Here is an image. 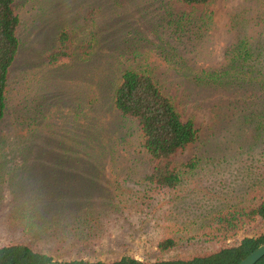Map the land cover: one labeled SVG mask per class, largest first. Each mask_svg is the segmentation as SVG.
<instances>
[{
	"label": "rangeland",
	"instance_id": "1",
	"mask_svg": "<svg viewBox=\"0 0 264 264\" xmlns=\"http://www.w3.org/2000/svg\"><path fill=\"white\" fill-rule=\"evenodd\" d=\"M14 7L19 48L0 122V246L21 243L61 264L154 261L264 230L254 220L224 241L201 233L211 215L264 182V124L254 140L247 120L264 109L257 79L264 0H15ZM60 29L71 53L50 64ZM237 45L250 55L233 58ZM240 63L250 72L236 74ZM125 69L146 70L196 129L174 156L191 166L173 188L143 181L136 126L112 106ZM164 237L175 244L161 251Z\"/></svg>",
	"mask_w": 264,
	"mask_h": 264
},
{
	"label": "trees",
	"instance_id": "2",
	"mask_svg": "<svg viewBox=\"0 0 264 264\" xmlns=\"http://www.w3.org/2000/svg\"><path fill=\"white\" fill-rule=\"evenodd\" d=\"M187 5H202L209 0H181ZM15 0H0V122L7 103V84L10 68L19 48L17 27L19 17L15 11ZM69 33L60 29L56 44L46 60L55 64L70 56ZM82 55L88 54L90 41H86ZM233 58H246L250 55L242 45L235 47ZM245 64L237 67L236 74L246 69ZM257 72L259 82H264V73ZM211 74V73H209ZM112 106L122 116L132 120L136 126L138 144L146 156V169L143 181L148 187L169 189L175 187L188 163L177 162L176 152L196 139V129L191 120H182L169 96L162 92L158 83L146 70L125 69L121 72L112 90ZM250 111L247 117L255 128L253 139L259 138L260 124H264V109ZM260 139V138H259ZM264 142V132L260 139ZM264 175V164L263 173ZM244 196L235 204H229L225 210L211 215L203 226L202 234L207 240L224 241L241 225L254 220L264 221V182L250 185L244 190ZM203 236V237H204ZM264 239V230L255 236L242 237L236 244H221L209 252L190 257H177L165 260L143 261L130 256H121L112 261L73 260L62 264H236L248 255ZM175 244L171 237L157 242V248L164 251ZM51 258L33 251L21 243L0 246V264H40L49 263ZM253 264H264V255Z\"/></svg>",
	"mask_w": 264,
	"mask_h": 264
},
{
	"label": "water",
	"instance_id": "3",
	"mask_svg": "<svg viewBox=\"0 0 264 264\" xmlns=\"http://www.w3.org/2000/svg\"><path fill=\"white\" fill-rule=\"evenodd\" d=\"M263 255H264V239L248 255H246L236 264H253ZM40 264H61V263L49 262V263H40Z\"/></svg>",
	"mask_w": 264,
	"mask_h": 264
}]
</instances>
